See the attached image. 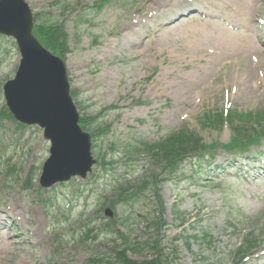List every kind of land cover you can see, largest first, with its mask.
Instances as JSON below:
<instances>
[{
    "label": "rangeland",
    "instance_id": "obj_1",
    "mask_svg": "<svg viewBox=\"0 0 264 264\" xmlns=\"http://www.w3.org/2000/svg\"><path fill=\"white\" fill-rule=\"evenodd\" d=\"M24 1L38 15L35 26L65 22L72 99L80 115L95 118L89 134L106 128L92 140L93 157L113 158L85 180L39 186L49 144L40 129H21L2 116V86L20 56L14 41L0 36V249L6 248L0 264H88L110 256L114 235L126 230L108 224L101 207L110 209L119 188L137 186L152 172L164 178L145 155L130 157L132 149L183 128L207 146L226 145L234 126L217 124L226 111L260 113L259 127H251L264 132V41L258 39L264 0L253 19L237 4V12L224 9L226 0ZM63 2L71 8L61 16ZM220 29L235 38L223 61ZM250 38L261 48L256 58L249 57ZM255 150L264 154V141L243 162H230L222 151L201 166L186 162L178 176L157 185L161 211L147 194L132 207L117 206L116 216L129 219L131 239L156 241L168 264H264V165ZM152 217L164 227H149ZM248 244L253 248L240 256ZM127 257L141 262L152 252Z\"/></svg>",
    "mask_w": 264,
    "mask_h": 264
},
{
    "label": "water",
    "instance_id": "obj_2",
    "mask_svg": "<svg viewBox=\"0 0 264 264\" xmlns=\"http://www.w3.org/2000/svg\"><path fill=\"white\" fill-rule=\"evenodd\" d=\"M33 26L23 0H0V35L15 40L20 55L14 78L2 88L5 105L16 122L37 126L49 142L39 177V185L49 189L75 177L85 179L95 160L91 137L78 126L64 64L38 43Z\"/></svg>",
    "mask_w": 264,
    "mask_h": 264
},
{
    "label": "trees",
    "instance_id": "obj_3",
    "mask_svg": "<svg viewBox=\"0 0 264 264\" xmlns=\"http://www.w3.org/2000/svg\"><path fill=\"white\" fill-rule=\"evenodd\" d=\"M58 5L61 4L60 0H57ZM61 6V5H60ZM71 5L67 2H63V6L59 8L62 15L63 13L69 11ZM96 8L100 9L101 6L96 5ZM38 16L34 17V21ZM34 36L39 40V42L51 53L65 59V56L69 53V34L67 33L65 22L58 23L57 21L49 24H40L35 26L33 30ZM6 119L13 122L12 117L4 110L2 113ZM239 114L236 112H230L227 121L230 125H233V136L226 145L216 146L212 144L207 146L202 143L198 137L193 133L187 131L186 129H181L175 132H170L164 139L155 143L153 145H142L137 149H132L128 154L130 157L135 155L137 158L139 155H145L148 159L152 161V167L160 170L163 180H158V175L155 173H150L147 175L141 183L134 187L119 188L116 194V200L110 202L109 207L115 213V208L120 206L122 208L132 207V205L144 200L147 194L153 196V199L156 201V206L161 211V197L159 195V190L157 185L159 183H164L165 181L175 178L178 176L182 170V165L185 162L194 163L198 160L199 156H202L204 153L206 156L211 157L216 151L227 152V153H244L251 146H256L259 144L260 140L264 139V132L256 131L251 126L258 127L260 122L261 115L256 113L254 115L248 113L243 117H238ZM222 117V116H221ZM207 120V118L205 119ZM95 121V118L91 117H82L79 120V125L84 131H90L91 125ZM235 121L239 125L235 124ZM223 118H220L217 123L218 126L222 125ZM241 124V125H240ZM19 128L25 129V127L18 125ZM251 127V130L247 128ZM105 129L96 128V131L92 136L94 138L98 136H103ZM114 148V145L110 147L111 151ZM213 152V153H212ZM106 158V157H105ZM105 158L98 159V165L106 168L112 165L111 159L112 156H109V161H106ZM13 172V171H12ZM9 172V173H12ZM27 184L28 181H27ZM102 211V209H101ZM159 216V215H158ZM160 218V217H159ZM151 223L149 225L155 229L163 228L165 224L158 222L156 217H152ZM155 220V221H154ZM144 221H149L148 218H144ZM108 224L111 226L119 227L125 229L126 233L117 232L114 236L116 239L114 242L113 249H111V255L103 258H95L88 262V264H168L166 260L163 259L162 251L160 250L156 241H140L139 243L136 239H131L130 234L133 232L132 226L129 225V219L114 217V220H107ZM130 233V234H129ZM112 234V233H111ZM210 237L207 234H204L203 240L210 243ZM118 243V244H117ZM251 244V243H250ZM248 244L247 250L242 251L240 256L246 255L250 249L253 248V245ZM189 247V245L187 244ZM144 251H151L152 257L149 260H144L141 262H135L129 260L127 255H138Z\"/></svg>",
    "mask_w": 264,
    "mask_h": 264
},
{
    "label": "bare ground",
    "instance_id": "obj_4",
    "mask_svg": "<svg viewBox=\"0 0 264 264\" xmlns=\"http://www.w3.org/2000/svg\"><path fill=\"white\" fill-rule=\"evenodd\" d=\"M227 1H230L232 5H230ZM175 4L177 5L176 2H175ZM235 4H237L238 7H237V5L235 7ZM222 7L224 9L228 8V10L231 9L234 12H237L235 10V8H237V10L242 9L244 11V13L247 14L248 18H250L249 14H251V16L254 17L256 15L255 13H258V11H259V5H258V3H256L255 0H226L225 3L222 5ZM220 32H222L225 36V40L220 39L217 41L219 48H221L220 59H221V61H223V59L227 58L232 53L235 38L233 36H231L229 33L225 32L223 29H220ZM128 36L131 37L130 39L132 40V38L134 37L133 31L130 34H128ZM249 42H251L252 45H254L253 46L254 48H250L251 51L249 52V57L256 58L260 54L261 50L258 46L256 47L255 40L253 38H250ZM263 67H264V57H263ZM0 245H1V247H5L2 245V243ZM4 249H6V248L0 249V262L2 261V250H4Z\"/></svg>",
    "mask_w": 264,
    "mask_h": 264
}]
</instances>
